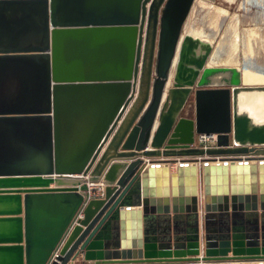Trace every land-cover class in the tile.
<instances>
[{
	"label": "water",
	"instance_id": "1",
	"mask_svg": "<svg viewBox=\"0 0 264 264\" xmlns=\"http://www.w3.org/2000/svg\"><path fill=\"white\" fill-rule=\"evenodd\" d=\"M192 1L0 0V264H264V84L203 55L161 101Z\"/></svg>",
	"mask_w": 264,
	"mask_h": 264
},
{
	"label": "bare ground",
	"instance_id": "2",
	"mask_svg": "<svg viewBox=\"0 0 264 264\" xmlns=\"http://www.w3.org/2000/svg\"><path fill=\"white\" fill-rule=\"evenodd\" d=\"M233 1H192L181 26L161 101L167 88L174 82L177 65L182 64L178 74L193 76L197 71L193 60L203 55H206L204 59L206 65L227 67L239 72L240 83L246 85L264 84V0H241L236 2L233 12L229 13V6ZM187 38L189 40L187 42L191 44V52L183 57V60H180V45ZM216 40H218L216 45L211 49ZM238 43H241L242 67L233 63L238 58L236 51ZM229 74H231L230 70L228 72H209L205 73L203 77L207 80L224 81V78ZM238 99L239 108H248L253 119L264 121V92L240 93ZM158 115L157 112L151 128V135L158 124Z\"/></svg>",
	"mask_w": 264,
	"mask_h": 264
},
{
	"label": "crops",
	"instance_id": "3",
	"mask_svg": "<svg viewBox=\"0 0 264 264\" xmlns=\"http://www.w3.org/2000/svg\"><path fill=\"white\" fill-rule=\"evenodd\" d=\"M106 145H107V142L101 148L100 153L103 152V150L105 149ZM117 150L118 151H128V150H121L119 147H118ZM147 158H149V157H141V159L144 160V161L145 160H149ZM180 158H181L180 156L176 157V159H180ZM183 158H185V157H183ZM176 164H177L176 161L175 162H167V166H168V170H167V174H166L167 177H168V174L170 172H174L175 171V165ZM152 176L154 177V180L161 179V177H162L161 174H158V173L157 174L153 173ZM197 176H198V179H199L201 177L200 173H198ZM184 178H186V175L184 174V172H181V175L179 176V179H181V183L184 182ZM199 184H200V181H199ZM100 185H102L100 182H98V183H89V182H87V186L89 188L88 192H89L90 197H92V196H95V197L103 196V195L98 194V191H97L96 188L94 189V187H99ZM103 188H104V185H103ZM200 197H202V194H200ZM188 221L189 220L185 217V212L183 211L181 213V217L177 218L176 221H175V231L182 232V231L186 230ZM241 222H242L243 226H247V218L245 216H243V220H241ZM199 223L201 224V218L199 219ZM152 225H153L152 229L154 231H156V232H160V230H162V228H164L163 222L159 221L157 218H155V220L152 221ZM170 229L172 230L171 224H170ZM200 229H201V226H200Z\"/></svg>",
	"mask_w": 264,
	"mask_h": 264
},
{
	"label": "rangeland",
	"instance_id": "4",
	"mask_svg": "<svg viewBox=\"0 0 264 264\" xmlns=\"http://www.w3.org/2000/svg\"><path fill=\"white\" fill-rule=\"evenodd\" d=\"M203 1H205L206 2V0H203ZM239 1H241V0H234L232 3H231V5L229 6V13H232L233 12V10H234V7H235V5H236V2L238 3ZM197 8H199L198 6H197ZM199 10H200V8H199ZM218 40H216L215 42H214V44L211 46V49H213L212 47H214L215 45H216V42H217ZM240 44L241 43H238V49L236 50L237 51V53H238V58H236L234 61H233V63L234 64H239V66L240 67H242V63H243V61L241 60V55H242V51H241V46H240ZM247 67L249 68V66L247 65ZM250 69V68H249ZM178 116H183V117H187V118H191L192 117V115H193V95H192V93L190 92L187 96H186V98H185V100H184V102H183V104H182V106H181V108H180V110L178 111V114H177ZM196 144V142H195V135H194V137H193V141H192V145H195ZM93 197V196H92Z\"/></svg>",
	"mask_w": 264,
	"mask_h": 264
},
{
	"label": "built area",
	"instance_id": "5",
	"mask_svg": "<svg viewBox=\"0 0 264 264\" xmlns=\"http://www.w3.org/2000/svg\"><path fill=\"white\" fill-rule=\"evenodd\" d=\"M195 142H196L195 146H199L201 148H207V147L213 146L215 143V134L214 133H211V134H203V133L195 134ZM96 189L98 191V194L103 195V191H104L103 185L96 187ZM93 197H95V196H93Z\"/></svg>",
	"mask_w": 264,
	"mask_h": 264
}]
</instances>
